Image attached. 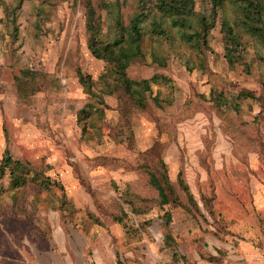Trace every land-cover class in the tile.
<instances>
[{
    "label": "rangeland",
    "instance_id": "rangeland-1",
    "mask_svg": "<svg viewBox=\"0 0 264 264\" xmlns=\"http://www.w3.org/2000/svg\"><path fill=\"white\" fill-rule=\"evenodd\" d=\"M107 1H119L126 24L137 10L138 0ZM195 1L197 13L210 12V0ZM99 11L104 38L113 37V15ZM236 18L231 2L220 9L204 59L177 37L158 46L145 35L146 58L128 73L134 79L169 75L175 88L153 89L173 93V105L132 108L127 120L124 103L106 95L108 108L96 132L78 120L95 100L77 69L94 77L99 92L106 63L88 48L82 1L0 0V161L8 150L58 183L51 190L35 182L10 189L8 175L0 181L6 189L0 196V264H185L183 255L196 264L207 261L203 253H220L224 264H264V106L243 101L242 111L232 114L233 126L199 96L209 99L212 87L231 95L243 88L264 91V47L257 39L237 27L248 70L243 64L231 69L224 57L222 21ZM155 48L168 57L165 69L152 62ZM24 69L43 75L41 89L27 99L17 91ZM156 143L163 145L172 182L183 170L204 214L165 206L173 213V248L160 227L164 210L154 204L141 203L135 222L116 220L121 206H128L123 196L156 195L140 165V155ZM202 194L214 196V216ZM148 221L138 229L137 223Z\"/></svg>",
    "mask_w": 264,
    "mask_h": 264
},
{
    "label": "trees",
    "instance_id": "trees-1",
    "mask_svg": "<svg viewBox=\"0 0 264 264\" xmlns=\"http://www.w3.org/2000/svg\"><path fill=\"white\" fill-rule=\"evenodd\" d=\"M81 1L85 8L88 48L96 59L106 63V68L98 77L101 83L99 92L94 90V77L90 73L83 72L81 68L77 69L78 79L84 91L95 100L79 113L78 120L84 129L90 126L96 132H100L99 123L105 118V111L108 108L105 101L106 95L117 96L124 103L123 114L127 120L130 119L132 108L145 111L149 108L163 109L173 105V93L163 95L159 89L157 91L153 89L154 85L162 84L175 88L173 79L169 75L158 71L149 78L134 79L128 73V69L135 61L146 58L143 43L147 34L158 46L164 41L174 44L177 37L182 44L188 46L192 52L200 54L199 56L204 59L205 48H209V34L216 25L219 11L228 2H231L236 10L237 18L233 22L224 19L221 26L224 37V57L229 67L234 69L238 64H243L245 70L249 69L246 61V44L241 39L237 27H241L245 33L257 39L264 47V0H210L212 7L208 14L196 12L195 0H138L137 10L127 24L120 14L121 4L119 1L115 4L107 0H99L98 5L94 0ZM16 7L20 8L21 6ZM99 9L106 10L113 15L115 23L113 37L104 38L102 16ZM165 22H168L169 26H166ZM173 29L176 34L172 31ZM151 54L152 62L158 69L167 67L168 57L161 51L159 52L155 48ZM42 78L41 72L24 69L18 78L19 96L27 99L31 94L40 90ZM210 95L211 97L208 99L205 94H199L203 100L212 102V106L219 116L226 123L230 121L233 126H237L238 123L232 114H239L242 111L243 101L252 99L259 101L264 106V91L257 94L255 90L243 88L231 95L225 89L219 90L212 87ZM162 152L163 145L156 143L140 155L143 158L140 165L148 174L149 185L156 191V195L154 197L134 194L131 197L123 196L124 204L128 206H121L122 215L117 216L116 220L122 223L124 218H127L135 222L137 214L143 211L141 203L145 202L147 207L154 204L164 210V213L160 215L162 220L160 227L166 246L173 248L176 244L172 233L173 213L170 210H165V206L182 207L189 212L194 210L200 215L204 214L191 186L184 177L183 170L179 171L176 185L172 182L168 164L165 162ZM7 175L10 177V189H18L31 182L38 183L47 190L58 185L51 181L50 177H45L41 172L35 170L29 161L13 157L8 150L5 151L0 161V181ZM5 190L0 187V196ZM179 190L184 194L185 200ZM201 199L205 210L214 216V196L202 194ZM151 223L152 221H148L141 226L137 223L138 229H146ZM219 254L203 253L201 258L212 264H224ZM179 256L174 251L173 257L178 258ZM181 258L185 264H189L186 255Z\"/></svg>",
    "mask_w": 264,
    "mask_h": 264
},
{
    "label": "crops",
    "instance_id": "crops-1",
    "mask_svg": "<svg viewBox=\"0 0 264 264\" xmlns=\"http://www.w3.org/2000/svg\"><path fill=\"white\" fill-rule=\"evenodd\" d=\"M220 248V247H219ZM197 264H212V263H210V262H208V261H205V263H202L201 261H197Z\"/></svg>",
    "mask_w": 264,
    "mask_h": 264
}]
</instances>
